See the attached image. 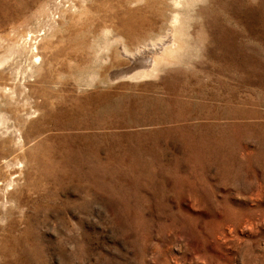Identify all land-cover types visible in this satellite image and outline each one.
Masks as SVG:
<instances>
[{
  "label": "rangeland",
  "instance_id": "374dc122",
  "mask_svg": "<svg viewBox=\"0 0 264 264\" xmlns=\"http://www.w3.org/2000/svg\"><path fill=\"white\" fill-rule=\"evenodd\" d=\"M0 118V264H264V0H0Z\"/></svg>",
  "mask_w": 264,
  "mask_h": 264
},
{
  "label": "bare ground",
  "instance_id": "6f19581e",
  "mask_svg": "<svg viewBox=\"0 0 264 264\" xmlns=\"http://www.w3.org/2000/svg\"><path fill=\"white\" fill-rule=\"evenodd\" d=\"M182 0H175L176 5L180 4ZM177 8V7H176ZM180 16V15H179ZM173 28L175 29L176 26H178V19L177 17H173ZM172 31V30H171ZM174 31V30H173ZM174 33V32H172ZM177 38H175L174 35L171 34L170 40H168V42L165 43H161L162 46H159L161 49H158V51L160 50L161 53L158 55H151L152 57L149 58V63L148 66L145 67L146 65H144L145 70L143 71V75H152L154 74V72L160 68L163 65L166 64H170L174 61L175 55L176 53L179 52L180 50V44H179V40H176ZM172 43V46H169V44ZM171 45V44H170ZM153 46V45H152ZM143 47V46H142ZM157 51V50H156ZM135 56V55H134ZM145 57V56H144ZM36 58V57H35ZM147 58V57H146ZM143 61V60H142ZM141 61V62H142ZM147 61V60H145ZM141 64V63H140ZM147 64V63H146ZM140 73V72H139ZM2 116V115H1ZM3 119V118H2ZM1 118H0V123H1ZM4 121V120H3ZM3 123V122H2ZM8 166V165H7Z\"/></svg>",
  "mask_w": 264,
  "mask_h": 264
}]
</instances>
